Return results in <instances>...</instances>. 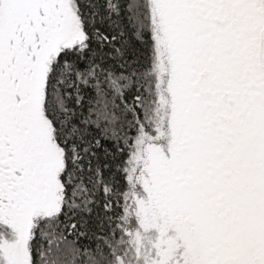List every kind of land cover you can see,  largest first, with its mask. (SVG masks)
Wrapping results in <instances>:
<instances>
[{"label": "snow or ice", "instance_id": "6c2138e0", "mask_svg": "<svg viewBox=\"0 0 264 264\" xmlns=\"http://www.w3.org/2000/svg\"><path fill=\"white\" fill-rule=\"evenodd\" d=\"M0 264H264V0H0Z\"/></svg>", "mask_w": 264, "mask_h": 264}, {"label": "trees", "instance_id": "16d2710c", "mask_svg": "<svg viewBox=\"0 0 264 264\" xmlns=\"http://www.w3.org/2000/svg\"><path fill=\"white\" fill-rule=\"evenodd\" d=\"M81 243H82V244H85V245H91V248H93V249H94V247H95V241H89V240H87V239H82V240H81Z\"/></svg>", "mask_w": 264, "mask_h": 264}]
</instances>
